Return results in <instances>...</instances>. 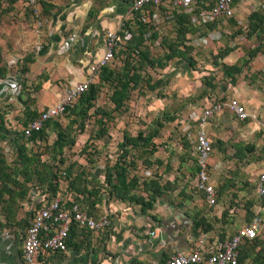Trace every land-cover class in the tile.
<instances>
[{"label":"rangeland","instance_id":"rangeland-1","mask_svg":"<svg viewBox=\"0 0 264 264\" xmlns=\"http://www.w3.org/2000/svg\"><path fill=\"white\" fill-rule=\"evenodd\" d=\"M19 1L0 0V82L12 77L17 79L22 87L21 95L15 101L0 99V120L6 130L5 138L0 139V231H4V235H9L12 228L17 229L24 224L28 226L30 214L25 208L27 195L30 189L36 191L40 188L47 189V172L52 171L58 175L57 179L55 178L56 194L66 201L71 194L63 175L67 167L72 165L73 173L82 169L86 179L102 180L105 168L113 165L124 155V150L117 146L122 141L123 134L126 132L133 138L138 134L151 135V126L158 123L156 125L158 136L152 139L156 152L148 154L149 148L128 147L125 156L127 161H132L135 165L132 173L138 175L140 179L157 181L163 192L162 200L176 211L185 213L188 219L185 227L191 239V248L196 247L200 240L204 246H210L234 235L253 217H259L261 230L255 240L256 243L245 245L251 251V257L242 264H264L262 222L264 211L261 209L264 207V194L260 195L257 190V176L264 169V136L261 137L262 133H259L257 137L259 144H256L258 143L256 136L251 140L240 134L232 135L229 132L232 128L230 122H222L221 127L224 128L221 129V134L218 133V127L213 129L215 140L208 137L213 149L208 172L210 183L215 190L216 204L208 206L202 193L196 191L197 166L192 145L182 132V124L169 121L171 118L179 119L180 116L186 115L191 106L197 105L202 98L201 92L207 87L203 81L200 88L199 81L203 78L206 82L218 79V83L227 80L232 83V77L223 74L221 69L223 63L220 56L226 49L241 47L245 52L244 61L251 57L250 51L256 48H259L257 54L263 52L264 32L260 31L259 27L251 31L248 28L250 14L257 13L261 17L259 2L262 0H239L236 16L218 25V31L222 35L218 44L214 42L197 45L196 40L204 37L205 32L202 30L203 27L199 31L196 28V34L190 35L191 38L185 41L186 45L192 48L187 56L190 63L174 58L167 62L164 68L148 65L138 68L142 82L128 93L120 109H115L109 100L114 84L100 82L97 75L94 78V85L99 86V91L94 107L89 111L90 115L94 116L85 122L83 133H78V124L81 121L72 110L59 119L63 128L71 125L73 130L69 135L74 140L73 145L65 146L60 153L53 149L56 135L51 123L34 138L31 136L26 138L23 128L38 114L37 95L44 83L48 80L53 87L58 86L59 82H64L60 76L50 80L55 73L58 75V71L55 70L57 65L53 67V62L62 58L51 57L45 65H40L38 63L40 58L35 56L39 54L35 45L44 37L45 21L53 14L54 6L59 7V3L66 5L69 0H37L35 8L20 1L21 8L16 10L14 4ZM91 1L92 9L97 10L98 6L106 4L109 0ZM210 3L211 1L204 2L203 9H208L212 4ZM38 23H42L40 28L37 27ZM171 23L168 25L165 21L162 24L164 29L161 31L160 28L161 33L156 31L157 40L152 38L153 26L147 29L146 37L149 38L141 49L149 51L153 59L163 58L168 53L169 44L176 40L177 26L173 27L174 22ZM255 24L258 25V20ZM135 31L137 32L136 27ZM156 41L159 44H155ZM179 46L182 47V44ZM28 57L32 58V61L26 63ZM134 59L136 58L132 53L128 55L126 51H121L115 56L110 68L119 72L123 63ZM243 60L239 62L240 66ZM250 60L251 58L249 62ZM172 67L174 70L171 71ZM247 68L248 65L243 66L242 71L247 72ZM188 73L191 76H188ZM86 75L87 71L85 77ZM233 80H237L236 74ZM244 82L251 89L264 92V70L248 72ZM95 109L101 111L93 114ZM103 114L111 118L103 120L101 119L104 117ZM229 114L231 122L237 123L238 131L242 133V126L245 123L238 122L234 115L230 112ZM4 115L11 116L8 118ZM211 122L212 119L207 121L208 124ZM102 123L104 132L101 138H97L95 133L99 131ZM224 137L227 141L221 140ZM178 144L181 151H178ZM154 156L159 159V164L152 163ZM25 157L34 162L31 163L32 167H37V171L31 175L23 170ZM144 159L146 162H143ZM145 172H149V175ZM171 174L175 178L178 177L180 183L175 180L169 182L168 176ZM41 179L44 181L41 182ZM218 179L224 181L222 186H218ZM188 202L191 207L186 204ZM197 209L202 211L201 215H198Z\"/></svg>","mask_w":264,"mask_h":264},{"label":"crops","instance_id":"crops-1","mask_svg":"<svg viewBox=\"0 0 264 264\" xmlns=\"http://www.w3.org/2000/svg\"><path fill=\"white\" fill-rule=\"evenodd\" d=\"M131 1L132 0H109L106 4L98 6L97 13L92 18L88 17L89 11L92 10L93 3L91 0H69L66 5L59 3V7L54 6L53 14L45 21L46 32L42 41L39 42L42 43V48L39 54L35 56L40 58L38 60L40 65H45L46 61L51 57L56 59H58V57L62 58L60 61L53 62V67H55L54 65H57L55 70L58 71V75L55 73L54 77L50 80H55L61 77L64 82H59L58 86L52 87L50 82L46 79L47 82L44 83L43 88L37 95L38 101L36 108L38 113L48 106L55 104L63 95L67 87L79 83L85 78L87 67L94 59L99 58L103 53L104 33L106 30H114L120 34L122 25L126 24L131 30L133 35L132 38L138 35L135 31V27L138 31L137 19H132V16L128 13ZM207 1H211L212 3L213 0H195L194 8L190 14H186L182 11H174L170 14L171 12L168 11L167 8H154L152 14L157 15L158 22L152 23L154 30L152 35L155 34L156 36L155 38L152 36V38L157 40V32H160V28L161 31L164 29L162 24L165 21L168 25L170 22H174L172 26H177L176 40H173L167 49L169 51L171 44L178 45L179 51L184 53V56L186 57L191 52L192 48L191 46L186 45L185 41L191 38L190 35L196 34V28L199 31L201 27H203L202 30L205 32V35H203L204 37H213L214 35L217 36L220 34L221 38L222 35L218 31V25L222 21L207 24H200L198 22L197 16L201 10H204L203 8L205 7L203 4ZM52 3L55 4L54 1H52ZM237 4L238 1L235 4L234 17L239 8ZM14 6L16 10H19L21 8V2L19 1L15 3ZM143 10H145L146 14L150 9L149 7H144ZM181 15L186 18H179ZM177 18L183 23L184 20L188 22L183 25V28H181L182 31L187 30L184 35L180 34V26L177 22ZM67 37L72 38L69 50L64 53H57L58 48H60ZM219 39L209 40L208 43L216 42L218 44ZM156 42L157 43L155 44H159L158 41ZM180 43L182 44V47L179 46ZM222 55L223 56L220 57L221 62L227 67H234L240 65L239 62L244 59L245 52L241 47H237L236 49H226L225 53ZM179 60L183 62L187 61L183 58H179ZM35 66L36 64L34 67ZM173 68L174 67L170 70H174ZM263 70L264 50L262 53L251 57V60L248 63L247 72L246 70L242 71V69H240V73H234L232 75V83H229L228 80L218 83V79L206 82V79L203 78L202 81H199L200 88H202V82L204 81L206 85L207 83L210 84L211 88L209 87V91L207 90L208 86L203 89L204 91H200L202 98L196 103L197 105L191 106L186 115L180 116L179 119L172 118V120L169 121H175L182 124V132L185 134L187 128H190L191 130L196 128L195 119L201 116L203 110L209 107L211 102H223L225 100L227 101V99L234 98L245 107L250 116L245 120L246 122L238 121L235 118L238 122L245 123L244 126H242V133H239L238 131V124L231 122L229 111L223 109L221 112L216 113L209 118L212 119V122L206 124L205 131L207 137L215 140L213 129L218 127V133L221 134V129L224 128L223 126L221 127L222 122L231 123L232 128L229 132L232 135L240 134L243 137L251 138V140L256 136L257 140L259 133H262L261 137H263L264 92L254 88L251 89L249 86H246L244 82V78L248 72H263ZM235 74L237 76L236 81L233 80ZM188 76H191V74L188 73ZM2 89L3 86L0 84V99L6 98L4 96L5 94L1 93ZM2 100L5 101V99ZM192 115L194 117H192ZM4 116L9 118L11 115ZM101 119L106 120L105 117ZM221 140L227 141L225 137ZM218 142H220L219 139ZM256 144H259V142ZM177 148L178 151L182 150L179 144L177 145ZM154 152H156V150H154ZM219 160L218 167H220ZM154 162L156 164L160 163L159 159L155 158V156L152 163L154 164ZM146 173L149 172H145V174ZM98 180L100 183L102 182L101 179L98 178ZM168 180L169 182L172 180H175L177 183L179 182L178 177L175 178L173 174L168 176ZM223 184L224 181L218 179V186H222ZM88 188L90 189V186H88ZM40 194L44 195L41 190L36 191L30 189V192L27 195L28 198L26 199L25 208L28 210L30 217V209L32 206L38 205V202L40 201L38 195ZM101 194L102 196L99 201V198L95 197H90V200L87 201L86 199H82L81 196H78L77 198L75 194H70L69 196L71 197L68 200H71L72 203L67 201V206L70 207L71 205H76L80 210L86 212L95 219H98L104 214H108L110 218L109 228L100 231H89L86 229L75 228L70 233L67 251L65 253L46 252L39 254L34 264H162V262L164 263L173 251H184L187 253L192 250L191 239L189 238V234L185 227V224L188 223L185 213L171 208L169 204L162 200V198L157 200L152 210L141 212L139 206L134 203L130 204L116 200L106 201L105 188L102 189ZM202 195L206 202L205 195L203 193ZM186 204L191 207L189 202ZM261 209L264 211V207ZM201 212L200 209H197L198 215H201ZM255 218L259 220V235L261 230V219L257 216H255ZM252 220L253 219L248 223H245L242 227L249 225ZM29 224L30 222L28 223V226ZM28 226L27 224H24L17 229L12 228L9 235H4V231H0V264H23L22 240ZM153 231L157 232L155 237L150 236V232ZM225 239L218 242H222ZM162 242L164 243L163 245L161 244ZM243 253L247 254V258L243 261L245 262L251 257V251L248 247L244 246L238 252L239 257H241Z\"/></svg>","mask_w":264,"mask_h":264},{"label":"built area","instance_id":"built-area-1","mask_svg":"<svg viewBox=\"0 0 264 264\" xmlns=\"http://www.w3.org/2000/svg\"><path fill=\"white\" fill-rule=\"evenodd\" d=\"M26 6L35 8L37 0H20ZM260 3V8L264 12V0ZM236 0H214L213 5L208 9L201 10L197 16L200 24H207L216 21H226L234 18ZM194 0H132L128 13L134 19L136 14H141V21L145 23H157L156 14H143L144 7H153L155 9L164 7L172 14L174 11H182L190 14L194 8ZM42 23H38L40 28ZM123 26V25H122ZM39 31H37L38 33ZM131 34L124 32L123 39L114 30H106L104 33V44L102 55L94 59L87 69L86 77L79 83L72 84L65 89L59 100L43 109L38 116L29 122L23 129L24 136L30 137L32 133L42 130L45 123L65 114L77 98L86 91L94 78L99 74L102 68L111 65L114 61V51L119 47L121 40H129ZM220 34L213 37H201L196 40L197 45H206L209 40L219 39ZM72 43V38L67 37L63 44L58 48L57 53L67 52ZM41 43L35 45L36 52H40ZM3 82V84L1 83ZM0 82L3 89L2 94L9 100H15L20 95L21 86L17 79L7 77ZM227 109L238 121H245L250 116L245 107L237 99L231 98L226 102L214 101L209 107L203 110L200 117L196 118V128L185 130V137L192 145V151L196 159V179L195 187L197 191L205 195L208 206L216 204L215 190L210 183L209 159L212 153V144L206 135L205 127L207 121L214 114ZM192 117H194L192 115ZM194 119V118H192ZM149 175V173H146ZM257 190L260 195L264 194V169L257 178ZM40 201L38 205L32 206L30 224L25 231L22 240V259L23 264H34L39 254L65 253L67 251L66 239L69 236L72 226L78 229L89 231H100L109 228L110 218L104 214L98 219L93 218L86 212L80 210L76 205L68 208L61 207L63 199L56 195L50 200L46 195H38ZM71 196L67 198L68 200ZM72 203V202H71ZM259 220L254 218L252 222L240 228L233 236L222 242H214L210 246H204L203 241L192 248L189 252L173 251L165 261V264H239L238 251L245 241L254 240L258 236ZM157 232H150L151 237H155ZM164 244L163 242L161 243Z\"/></svg>","mask_w":264,"mask_h":264},{"label":"trees","instance_id":"trees-1","mask_svg":"<svg viewBox=\"0 0 264 264\" xmlns=\"http://www.w3.org/2000/svg\"><path fill=\"white\" fill-rule=\"evenodd\" d=\"M195 1V0H194ZM239 0H236V2ZM214 0L212 1L213 5ZM210 5V6H211ZM149 12L148 14H152V10L154 9L153 7H149ZM97 13V10L92 9L88 13V17L92 18L94 15ZM143 14H145V10H143ZM141 14H136L134 16V19H137V24H138V35L134 38H132V33L126 24L121 27L120 34L118 35L120 37L124 36V32L127 31L131 34V38L129 40H121L119 47L114 51V59L115 56L119 52H127L128 55L132 53L136 59L127 61L123 63V67L121 70L115 71L110 68L112 65H108L104 68L101 69L99 72V81L100 82H111L114 84V87L112 89V93L110 95V102L114 105L115 109H120L124 103V101L128 97V93L131 90H134L137 88V86L140 85L142 82V78L140 76V73L138 72V68H143L145 65H148L150 67H156V68H164L166 66V63L169 62L170 60L174 58H183L184 60L186 59L189 63L190 60L188 57L184 56V53H181L178 49V45H172L169 47L168 54H166L163 58H156L153 59L150 56V53L145 50L141 49L143 46L144 42L148 40L149 37H146L147 34V29L152 26V23H145L141 21L140 19ZM182 19H185L186 17L181 15ZM177 22L179 23V31L181 35H184L187 30L182 31L181 28H183V25L185 23H188L187 21L184 20V23L178 20ZM229 20V19H228ZM258 20V25L255 24V21ZM248 28L251 31L258 29L264 32V12L262 11L261 17L256 13H252L248 17ZM187 25V24H186ZM188 26V25H187ZM154 38L156 37L155 34L152 35ZM256 39H258L257 36H255ZM261 38V37H260ZM259 52V48H256L254 51H251L249 53V56L253 57ZM225 51L223 52V54ZM223 56V55H221ZM220 56V57H221ZM249 57V59L251 58ZM133 59V58H132ZM249 59L247 58L246 61L243 60L242 65L240 66H234V67H227L225 64H222L221 69L223 73L227 76L232 77L234 73H240V69L242 67L247 66L249 63ZM32 61V58L28 57L25 62L28 63ZM233 72V73H232ZM207 86H210L209 83H207ZM99 91V86L94 85V82L92 85H89V87L86 89L84 93H82L77 100L67 108L65 114L72 110L74 114H76L77 119H80V124H78V133L82 134L85 128V122L94 115H90L89 111L94 107V101L97 98V94ZM22 92V87L20 90V95ZM19 95V96H20ZM18 96V97H19ZM100 109H95L93 114H97L100 112ZM106 120L110 119L111 116L103 114ZM38 114L36 115V117ZM63 116V115H62ZM59 116L55 119H52L48 121L47 123L44 124L42 130L46 125L51 123V127L55 129V135L56 139L53 142V149L55 152L60 153L65 146H71L74 144V140L70 137L69 133L72 129L71 125H67L66 127H62V124L59 123V119L62 117ZM34 117L33 119H35ZM32 119V120H33ZM31 120V121H32ZM169 120H172L169 119ZM101 123V119H100ZM158 123H155L151 126V135H145L143 136L142 134H138L137 137L133 138L130 137L127 133L123 134L122 141L118 143V148H121L124 150V155L120 157V159L115 162L113 165L108 166L105 168V172L103 174V179L102 182L96 178L93 179H86V175L83 172V170L79 171H74L71 172L72 170V165L67 167L65 171L63 172V175L65 176L64 179L67 183V189L71 194H75L76 197L81 196L82 199H86L87 201L90 200V197H95L99 198L98 201L100 200L102 196V189L105 188L106 191V201H111V200H116V201H121V202H127V203H134L139 206L141 212H147L149 210H152L155 203L157 200L162 198L163 192L162 189L160 188L159 184L155 180H150V179H140V177L136 174H133L132 171L135 169L134 163L132 161H127L126 160V154L128 152V147L130 148H149L148 154H152L154 150H156V147L154 143L152 142V139L158 136V132L156 129V125ZM28 126V125H27ZM26 126V127H27ZM104 123H102V126L99 127V131H96L95 135L97 138H101L102 134L104 132L103 129ZM161 126V124H160ZM25 127V128H26ZM24 129V128H23ZM40 130L39 132H34L32 133L31 137L34 138L35 135L39 134L42 132ZM5 128L3 126L2 121L0 120V139L5 138ZM83 150L86 151V148ZM134 159V156H132ZM60 161H63L62 158H59ZM30 158L25 157V167H23V170L27 171L29 175H31L33 172L37 171V167H32ZM143 162H146L145 159ZM34 163V162H33ZM149 165H151L150 162H148ZM96 174L97 171H96ZM46 176L48 179L47 181V189H39L41 192L44 193V195L47 196V198L50 200L51 198H54L57 194L56 192V179L58 175L52 171H49L46 173ZM96 177V176H95ZM56 178V179H55ZM55 179V180H54ZM44 180L41 179V182ZM103 185V187H102ZM90 186V189L88 188ZM39 188V187H38ZM24 195V193L22 194ZM28 198V197H27ZM67 201H63L61 203V207L68 208L67 206ZM255 218V217H254ZM252 218V219H254ZM31 220V217H30ZM78 229L76 226H72L70 233L74 229ZM69 233V236H70ZM68 238L66 239V245L68 246ZM258 237V236H257ZM251 240V241H245L244 244H242L239 248V250L242 249L245 245L249 243H256V239ZM239 252V251H238ZM247 258V254L243 253L241 257L238 255V262L242 263L245 259Z\"/></svg>","mask_w":264,"mask_h":264}]
</instances>
